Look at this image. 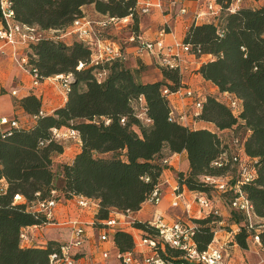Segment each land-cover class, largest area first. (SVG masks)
I'll list each match as a JSON object with an SVG mask.
<instances>
[{
  "label": "trees",
  "instance_id": "16d2710c",
  "mask_svg": "<svg viewBox=\"0 0 264 264\" xmlns=\"http://www.w3.org/2000/svg\"><path fill=\"white\" fill-rule=\"evenodd\" d=\"M10 1L18 22L38 26L42 31L66 29L86 16L84 7L94 5L104 17L133 15L131 29L140 34V0ZM217 2L226 7L230 0ZM183 43L191 45L192 53L199 58L212 57L199 73L219 92L205 95L201 114L193 118L213 124L215 130L195 129L171 118L173 108L163 92L169 89L175 93L185 87L179 69H168L156 61L163 80L142 82L140 71L128 67L125 58L94 62L95 48L84 41L68 45L44 39L27 49L30 64L42 82L59 75H73L74 80L64 107L50 115L44 113L30 128L0 129V179L7 183L6 193L0 195V264H50L51 256L65 244L57 240L22 244L24 229L46 224L45 216H36L31 210L38 200L53 197V192L56 200L79 196L95 200L98 210L94 228L101 229L118 214L140 211L161 184L164 160L169 154L183 152L188 155L190 170L178 174L179 187L204 194L213 204L217 200H213L211 191L217 192L216 203H224L230 210V231L240 228L236 243L246 249L250 237L258 234L264 252V222L253 220L254 229L248 231L249 221L232 207L233 192L220 193L203 180L205 176H228L230 188L236 186L240 175L232 161V141L239 137L258 171L255 180L242 190L256 216L264 221V7L243 6L235 13L223 12L210 22L192 24ZM227 93L242 102L238 116L233 113ZM20 106L34 118L42 110V101L32 94L21 100ZM139 107L144 108L148 125L137 115ZM55 129H74L80 134V151L70 163L55 161L65 152L63 143L53 137ZM226 132L232 135L230 140ZM107 154L112 156H103ZM221 160L225 164L219 168L215 163ZM17 195L23 200L15 203ZM192 221L197 228L198 251H206L215 238L210 225L222 220L211 214ZM132 227L139 231L141 239L157 242V255L166 264L188 263L185 248L161 241L151 221L134 222ZM111 236L119 252L137 249L132 232L119 227ZM82 255L76 254L75 259Z\"/></svg>",
  "mask_w": 264,
  "mask_h": 264
},
{
  "label": "built area",
  "instance_id": "2783aa9c",
  "mask_svg": "<svg viewBox=\"0 0 264 264\" xmlns=\"http://www.w3.org/2000/svg\"><path fill=\"white\" fill-rule=\"evenodd\" d=\"M142 1V0H141ZM145 3L138 5L137 11L139 15H147L151 12L152 8L162 10L163 3L161 0L158 3H151L150 0H143ZM186 0H175L173 5H182ZM201 3L204 10L196 15L193 24H199V22H207L213 20L223 12L235 13L238 9L244 6L245 0H230V3L226 7L219 4L217 0H197ZM202 1V2H201ZM140 3V2H139ZM187 13V8L181 6L179 9V15L183 16ZM0 42L4 45L13 47V59L16 65L24 72L28 73L32 77L33 87H39L42 81L40 80L39 73L30 64L29 54L27 49L32 44H37L41 40L47 39L51 41H58L65 36L75 37L77 40L84 41L91 44L95 48L94 62L101 63L104 60H115L118 58H125L124 47L120 42L110 40L104 37V33L110 28L122 29L132 28L134 16L130 15L125 18H111L104 17L99 20H91L87 16L76 19L71 26L63 30H50L42 31L38 26H31L23 24L16 20V14L13 9V3L10 0H0ZM201 24V23H200ZM130 36L127 38V43L134 45L135 54L138 58H142L146 55L155 58L159 65L164 66L168 69H179L183 71L185 63V56H193L199 58L197 54L192 53L191 45L183 42H175L173 45H165L163 39L167 34L172 33V28L169 22L160 29L157 41H150L142 35L137 34L131 30ZM20 48H24L25 55L20 52ZM21 50V51H23ZM0 53H3V48L0 47ZM82 67V65L80 66ZM79 67V68H80ZM100 77V75H99ZM102 77V76H101ZM55 80L59 83L63 90V94L67 97L71 91V83L74 80L73 75H59L55 77ZM167 96L179 95L183 98L190 99L192 101L193 112L192 114L181 113L176 114L173 109L171 118L177 120L179 123L190 125V117H198L203 109V96L198 94L195 90L186 87H181L177 92L171 93L169 89H165L163 92ZM13 96L17 95V92L12 93ZM228 102L233 110L235 116L242 111V102L233 95L226 94ZM44 112L41 110L37 116L34 117L36 120L39 117L44 116ZM122 124H125L123 119ZM149 123L150 121L147 120ZM109 124V121H107ZM0 126H11L18 128L20 125L17 120H11L9 118H1ZM53 137L57 142L64 143L70 140L76 143H81L80 134L78 131L71 129L67 132H60L59 130H53ZM234 147V155L232 157L233 165L237 167L239 171L240 179L235 187L230 188L228 176H205L204 182L209 186L215 188L220 193H227L229 190L233 192L234 200L232 207L241 212L249 221L248 231L254 229L252 224L253 220L258 219L255 214L254 206L252 202L246 197L242 190V187L246 184L252 183L258 175L257 168L253 164V160L248 157L245 153L244 141L239 137H235L232 141ZM168 160H164V165L168 164ZM224 161H218L215 165L219 168L223 167ZM7 183L4 179H0V195L6 193ZM192 193V192H191ZM53 197L45 200H38L31 206V210L36 216L43 215L46 218L45 225H35L24 229L21 234V241L23 245L29 246L35 240V233L39 230L44 229L47 226H56L55 220V209L58 206L60 200ZM193 199L191 202L186 198L184 187L180 188L179 185L173 193L172 207L179 208L182 204L184 206V216L176 220H170L164 214L158 213L154 215L151 224L156 227L159 231V239L165 243H168L175 248H185L186 257L188 263L198 264H232L230 255V246H238L235 241V235L240 232V228H237L229 232V236L233 238L230 242L225 243L214 238L213 243L208 247L206 251H198V247L195 241L197 234V228L192 221L195 218H206L211 214L215 216H221L219 208L216 207L213 202L208 199L204 194L192 193ZM76 201V205L81 209H89L96 207L98 210V203L95 200L88 199L82 196L73 198ZM163 199V189L161 185L157 186L153 191L148 202L155 206H159ZM23 197L17 195L15 197V203L21 202ZM66 200V199H65ZM72 200V199H71ZM193 206L198 208L203 217H195ZM118 214L116 218L110 219L104 223V227L100 229L101 242H107L111 239L110 231L116 227H121L123 223L128 219L129 214ZM185 217V218H184ZM222 225V223H220ZM63 227H70L72 232V239L69 243H65L61 246L60 250L51 256L50 264H77L79 260L75 259L76 254L81 253L84 244L87 240V226L88 224L83 223L77 219L65 222L61 224ZM94 227V222L92 224ZM218 235L215 232V237ZM253 239L255 245L261 249V239L258 234L250 237ZM139 247L141 248V263L142 264H166V262L158 257L157 255V242L150 238H140ZM135 252V251H134ZM134 252H119L117 258L120 263L123 264H135ZM104 258H108V253H105Z\"/></svg>",
  "mask_w": 264,
  "mask_h": 264
},
{
  "label": "crops",
  "instance_id": "0c3cea01",
  "mask_svg": "<svg viewBox=\"0 0 264 264\" xmlns=\"http://www.w3.org/2000/svg\"><path fill=\"white\" fill-rule=\"evenodd\" d=\"M151 3H158L159 0H150ZM163 3V9L152 8L151 12L147 15H142L140 17L139 28L140 33L144 37H146L150 41H157L158 34L160 29L165 25L166 22H169L172 33L167 34L163 39L165 45H173L175 42H183L186 32L189 27L195 21L196 15L203 11L204 8L201 3L197 0H186L182 3L183 6L187 8V13L183 16L179 15V9L182 5L175 6L173 2L175 0H161ZM254 3V7L252 8H260L264 7V0L255 1L250 0ZM145 3V1H141L140 3ZM202 2V1H201ZM246 2V0H245ZM100 14H98L99 16ZM99 19L104 18V16H99ZM212 21L209 20L207 22ZM172 22V23H171ZM203 23V22H199ZM191 24V25H190ZM131 33H121L118 29L114 30L113 33L109 34L108 39L120 42L124 47L126 64L128 67L135 71H140L141 77L143 76V70L156 68L158 72L156 73V78L153 79V82L163 80V75L161 71L155 66L156 60L151 56H144L142 58H138L135 54L134 45L128 44L127 38ZM149 34V35H148ZM77 39L72 36H65L60 39V42L66 43L68 45H72ZM0 47L3 48V53H0V119L1 118H9L11 120H17L19 125L25 128H30L35 124L34 118L26 113L24 109L20 106V101L24 98L35 95L39 97L42 101V110L45 114L50 115L55 112V110L62 108L66 105L67 97L63 94L62 88L59 86V83L55 80V77L49 78L42 82L39 87H33L32 85V77L22 71L14 62L13 52L14 49L11 46L4 45L0 42ZM24 48H20V52H23ZM185 63L183 66V75H182V85L186 88L195 90L201 96H205L209 93H218L219 89L212 82L206 81L202 75L199 73L201 66L212 60L210 55H204L200 58H194L193 56H185ZM143 80V79H142ZM17 92L16 96H13V92ZM170 104L176 114L188 113L192 114L191 111V103L190 99L183 98L179 95H172L169 97ZM191 107H190V106ZM195 129H208L215 130V126L211 123H206L203 121H193L190 124ZM3 126H0V129ZM79 145V144H78ZM80 151V147L78 152ZM77 152V153H78ZM76 153V154H77ZM75 154V155H76ZM75 155L68 157L66 154L60 155L56 157V163H70L73 161ZM184 157L187 158V165H183L185 163H181V159ZM169 161L168 164L165 165L164 172L161 177V188L163 189V199L159 206H155L146 202L143 204L142 209L138 212L130 213L128 219L121 226L123 229H126L129 232H132L135 236V240L137 243V247H139L137 237L139 236V231L132 227L134 222H147L152 221L155 214L161 213L168 217L170 220H176L178 218H182L184 216V206L183 204L179 208L172 207L173 193L178 187V179L177 182L173 180V177L178 178V174L183 172L187 173L190 170V164L188 160V155L186 152L181 154H169L167 157ZM177 162V163H176ZM177 164V165H176ZM171 178V179H170ZM171 180L173 183L171 184ZM169 183V184H168ZM175 185L177 187H175ZM184 191L186 193L187 199L189 202L193 199L192 193L184 187ZM188 191V194H187ZM220 207L222 206L223 212L227 215L226 207L220 203ZM196 207V206H195ZM195 209H198L197 207ZM96 207H92L89 209H81L76 205V201L61 199L58 203V206L55 209V220L57 222L56 226H47L52 228H60L63 227L61 224L68 222L69 220H79L83 223L88 224L87 226V238L88 241L95 239L97 236L101 234L100 229H96L92 226L95 220ZM200 214V213H199ZM182 215V217H181ZM195 217H202L201 215L194 214ZM68 230L71 231L70 227H67ZM45 229V228H44ZM40 231L35 233V241L43 242L41 240L37 241L40 236ZM220 235V234H218ZM223 234H221L222 236ZM70 237V236H69ZM100 238V237H99ZM59 241V240H57ZM87 241V242H88ZM61 242V241H60ZM114 246V243H113ZM115 248V246H114ZM141 249V248H140ZM240 249V250H238ZM230 255H232V262L235 264H251V260L249 259L247 252L238 246H230ZM82 257L78 262L80 264H88L87 253L84 250H81ZM261 264H264V259H261Z\"/></svg>",
  "mask_w": 264,
  "mask_h": 264
},
{
  "label": "rangeland",
  "instance_id": "374dc122",
  "mask_svg": "<svg viewBox=\"0 0 264 264\" xmlns=\"http://www.w3.org/2000/svg\"><path fill=\"white\" fill-rule=\"evenodd\" d=\"M177 2H178V0H177ZM244 7L245 8H252V7H254V3L252 1H250V0H246V2L244 4ZM84 13L91 20H99V18H100L99 17L100 15L98 16V13L96 12L94 5H89V6L84 7ZM114 30H115V27L114 28H110L109 30H107L104 33V37L108 38L109 37L108 35L113 33ZM131 30H132L131 28L118 29V31H120L121 33L125 32L127 34H129L131 32ZM23 54L25 55V51L24 50H23ZM155 72H158V70H156L155 67L143 70V72H142L143 76L140 77V80L142 82L153 81V79L156 78V73ZM209 94L214 95V94H217V93H209ZM142 106H144V105H142ZM191 106H192V103H191ZM192 109H193V106L191 107V111H192ZM144 111H145L144 108L142 109V107H139V111L137 112V115L139 116V118L141 119V121L144 124L148 125L149 123L146 121V113ZM193 121L194 120L192 119V117H190V121L189 122L191 123ZM242 133H243V131H242ZM225 134H226L228 140H230L232 135L230 136V134L227 133V132ZM63 146H64V149H65L64 150L65 151L64 154H66L68 157H71L72 155H75L78 152V149H79L78 143H76L73 140H70L69 142L68 141L64 142ZM103 156L104 157H111L112 154H107V155H103ZM97 157H98V155H97ZM186 161H187L186 157L181 159V163L182 162L185 163V164H183L184 166L187 165ZM173 178H174L173 180H175L177 182L176 179H178V178H176V177H173ZM173 180L170 181L171 184L173 183ZM58 185H59V183H58ZM175 187H177V186L175 185ZM187 194H188V191H187ZM211 197L214 198L213 200L219 201L218 200V197H219L218 193L213 191V190L211 191ZM186 198H187V196H186ZM216 202L214 204L216 205L217 208H219V212L221 214L220 220H222V225L217 223V224H211L210 227L213 230H215V232L220 234V235H217L215 237L216 239H218L220 241V243H222V242L225 243L226 241L230 242L233 239V238H231L229 236L230 235L229 234V232H230L229 228H230L231 222H230L228 216L223 212L222 206L220 207V204H217ZM223 205H224V203H223ZM195 208L196 207L193 206V210L192 211L194 212V214H198L197 216H199L200 215L199 211H198V209H195ZM226 209H227V212L230 213V210L227 207H226ZM201 216L203 217L204 214H201ZM181 217H182V215H181ZM255 219H256L257 222H264V221L260 220L259 218L258 219L255 218ZM117 228H119V227H116L115 230ZM39 231H40L39 232L40 236H39V239H37V241L41 240L43 242H49L50 240H59L62 243H69L71 241V239H72V232L70 230H68L67 227H60V228L45 227V229H42V230H39ZM113 232H114V230H111L110 231V235ZM221 234H223V235L221 236ZM99 237H100V235L97 236L95 239H93L91 241H88V238H87V240H86V242L84 244V247H83L82 250L86 251V253H87L88 264H119L120 261L117 258L118 250L116 248H114V246H113L112 237L107 242H101V239ZM137 241H138V243L141 241L140 240V235L137 237ZM252 241H253V239L249 240L248 247L246 249L241 248L237 244L238 248H241L243 250V253H244V251L247 252L246 254L248 255L249 259L251 260V264H261V259L262 258L264 259V252L262 250H260L257 245H255L254 241L253 242ZM33 244L34 243H31L30 246L33 245ZM261 245H262V242H261ZM238 250H240V249H238ZM105 253H108V258L107 259L104 258ZM141 253L142 252H141L140 248H137L135 250V252H134V254H135L134 257L136 259L135 264H142L141 263ZM232 255H231V258H232ZM77 264H80V262H78ZM232 264H235V263L232 262Z\"/></svg>",
  "mask_w": 264,
  "mask_h": 264
}]
</instances>
